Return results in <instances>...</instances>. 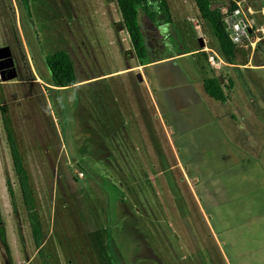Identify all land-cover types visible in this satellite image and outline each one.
<instances>
[{
  "label": "rangeland",
  "instance_id": "374dc122",
  "mask_svg": "<svg viewBox=\"0 0 264 264\" xmlns=\"http://www.w3.org/2000/svg\"><path fill=\"white\" fill-rule=\"evenodd\" d=\"M167 2L169 24L138 8L140 60L115 0H29L30 16L0 0L17 72L0 105L43 231L37 248L0 111V264H264V38L231 67L194 0ZM238 2L260 21L259 0ZM60 50L72 86L50 84Z\"/></svg>",
  "mask_w": 264,
  "mask_h": 264
},
{
  "label": "trees",
  "instance_id": "16d2710c",
  "mask_svg": "<svg viewBox=\"0 0 264 264\" xmlns=\"http://www.w3.org/2000/svg\"><path fill=\"white\" fill-rule=\"evenodd\" d=\"M19 3L25 8L28 16H30L29 0H19ZM115 3L135 55L140 60H144L146 49L143 45L141 28L137 22L138 8L142 9L152 23L156 25L169 24L172 23L173 20L167 0H115ZM194 3L198 9L200 17L209 25L211 35L218 43V51L222 54L226 63L231 65L237 64L235 61L239 47L232 43L230 39L227 25L224 22V13L222 12V8L225 6H227L229 10L235 8L237 6L235 1L194 0ZM259 5V9L263 8L264 0H259ZM259 23L264 24V14H260ZM184 53H187V51ZM198 53H201V55L207 59L208 55L205 50H200ZM45 63L51 75V85L67 87L72 86L77 82L74 63L66 50H60L47 55L45 57ZM145 63L148 62H141V64ZM229 83L232 84V79H229ZM203 87L205 93L210 98L221 102L226 100L227 94L221 84L219 76L212 75L203 79ZM0 111L7 143L10 148L13 168L19 181L24 205L28 211L33 240L36 247L41 248L43 236L42 224L39 220L38 213L35 211L34 198L29 183V173L24 163L22 152L19 148L16 132L12 126L10 117L7 115V107L0 105ZM80 172L83 175V172ZM73 178L76 179L77 175L73 174ZM7 190L9 191V194L12 195V190L9 184H7Z\"/></svg>",
  "mask_w": 264,
  "mask_h": 264
},
{
  "label": "built area",
  "instance_id": "2783aa9c",
  "mask_svg": "<svg viewBox=\"0 0 264 264\" xmlns=\"http://www.w3.org/2000/svg\"><path fill=\"white\" fill-rule=\"evenodd\" d=\"M236 5L232 10H229L227 6L222 8L230 39L236 46L243 44L246 47H254L252 45L260 39L259 33L264 36V26H257L238 0Z\"/></svg>",
  "mask_w": 264,
  "mask_h": 264
},
{
  "label": "water",
  "instance_id": "95a60500",
  "mask_svg": "<svg viewBox=\"0 0 264 264\" xmlns=\"http://www.w3.org/2000/svg\"><path fill=\"white\" fill-rule=\"evenodd\" d=\"M201 46L203 41L200 37ZM17 76L16 68L14 66V60L12 57L11 49L9 46L0 47V79L2 81L13 79ZM138 81H143L141 72L136 74Z\"/></svg>",
  "mask_w": 264,
  "mask_h": 264
},
{
  "label": "crops",
  "instance_id": "0c3cea01",
  "mask_svg": "<svg viewBox=\"0 0 264 264\" xmlns=\"http://www.w3.org/2000/svg\"><path fill=\"white\" fill-rule=\"evenodd\" d=\"M256 24H261V23H259V22H255ZM188 52H193V50H190V51H188ZM28 55V54H27ZM228 64V63H227ZM229 66H232L231 64H229ZM132 67V66H131ZM128 68V67H127ZM123 69H125V68H123ZM133 69H134V71L135 72H137V64L135 63V65L133 66ZM119 70H121V69H119ZM118 71V70H117ZM36 76V78H37V81H39L40 83H42L43 81H42V79L38 76V75H35ZM143 77V76H142ZM144 80V79H143ZM178 164H179V162H178ZM183 171V170H182ZM184 175H186L185 173H184ZM211 229H212V227H211Z\"/></svg>",
  "mask_w": 264,
  "mask_h": 264
},
{
  "label": "clouds",
  "instance_id": "9594fccd",
  "mask_svg": "<svg viewBox=\"0 0 264 264\" xmlns=\"http://www.w3.org/2000/svg\"><path fill=\"white\" fill-rule=\"evenodd\" d=\"M234 1H235V3H236L237 0H234ZM263 8H264V7H263ZM252 15H253V14H252ZM252 15H249V16H250L251 18H253ZM254 22H255V20H254ZM255 24H256V23H255ZM256 25H257V26H264V24H262V23H261V24H256ZM259 34L262 35L261 33H259ZM263 38H264V36H262V38H260L258 41H260V40L263 39ZM258 41H257V42H258ZM238 47H239V46H238ZM247 48H248V47H247ZM41 79H42V78H41Z\"/></svg>",
  "mask_w": 264,
  "mask_h": 264
}]
</instances>
